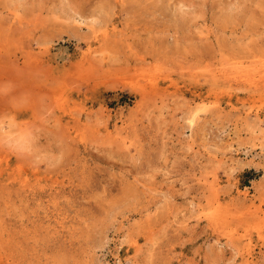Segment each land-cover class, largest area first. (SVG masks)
<instances>
[{
	"label": "rangeland",
	"instance_id": "374dc122",
	"mask_svg": "<svg viewBox=\"0 0 264 264\" xmlns=\"http://www.w3.org/2000/svg\"><path fill=\"white\" fill-rule=\"evenodd\" d=\"M0 264H264V0H0Z\"/></svg>",
	"mask_w": 264,
	"mask_h": 264
}]
</instances>
